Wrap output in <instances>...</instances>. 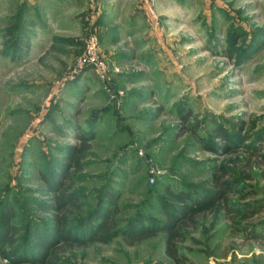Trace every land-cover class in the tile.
I'll return each mask as SVG.
<instances>
[{"label":"rangeland","instance_id":"1","mask_svg":"<svg viewBox=\"0 0 264 264\" xmlns=\"http://www.w3.org/2000/svg\"><path fill=\"white\" fill-rule=\"evenodd\" d=\"M159 1L139 5L137 30L107 22L102 0H0V230H15L0 264H47L36 235L71 209L45 180L59 172L79 210L55 264H175L165 205L184 264H264V0ZM92 32L97 57L80 67ZM84 136L76 171L64 159ZM170 192L200 202H185L191 219ZM110 211L153 234L100 243L88 230Z\"/></svg>","mask_w":264,"mask_h":264},{"label":"trees","instance_id":"2","mask_svg":"<svg viewBox=\"0 0 264 264\" xmlns=\"http://www.w3.org/2000/svg\"><path fill=\"white\" fill-rule=\"evenodd\" d=\"M26 36L23 35L20 41L21 46H26V48H29L28 44H25ZM216 136H221L224 138H227V133L224 129L221 127L217 128L216 130ZM226 150L229 151L228 147ZM90 150V145L87 143V137L82 138V144L79 146H72L68 149V152L65 156V162L63 165H68L71 168L75 169L76 171H80L83 167V160L86 158L87 152ZM64 167V166H62ZM62 169V168H61ZM62 173L55 174L52 178H46V183L48 184L50 189H58L59 195L53 196L52 199L54 200L56 207L59 210H62L66 205H70V213H73L75 211L79 210L78 205V199L75 195H72L70 193H67L65 191H62L63 183L60 182V178H63L60 176ZM216 185L221 187L222 192L221 194L226 191L224 190H231V187L228 186L229 183L226 182H220L216 179L215 181ZM171 196L177 200L178 203H181L179 208L177 210V213L182 216L183 218H192L195 213L197 212V209L192 208L189 209L188 205H185V202L192 201L195 204H199L200 202H197L195 198H192L190 195L184 193V192H170ZM111 198L109 201L111 204L114 205V198L113 196L109 195ZM215 199V198H214ZM212 199V197H207L204 201H209L210 204L215 202V200ZM204 203V202H203ZM45 210H50L48 205L43 206ZM167 214L169 218L171 219V223L166 225L163 230L167 232V244H166V254L173 260L175 264H184L185 259L183 256H181L178 253L177 247L175 245V240L178 236H180V233L174 229L176 221H178L177 217L175 215H172L169 210H167V205H165ZM112 211L106 212V213H100L97 215L96 221L98 223L95 226H92L93 228L89 229L90 234L93 235V237L98 240L100 243L107 244L110 243L113 238L124 235L127 238H130L131 242H135L137 240H140L144 236H151L153 234V230L149 229V227H144L142 225V221L140 220V224L132 223L130 225L129 229H117V222L115 221L114 217L111 214ZM69 214L64 213V215H61L59 213H56L54 218L56 220L57 226L50 232L46 233H38L36 235L35 241L37 244V251L41 256L44 258L45 253L47 251H50V258H48L47 264H55L56 257L58 256V251L60 250V244H65L67 241H71L72 237L70 233L66 230V224H67V217ZM180 218V217H179ZM140 225V226H139ZM91 227V226H89ZM116 229V230H115ZM11 230L10 236L12 234H15V230L11 229L8 226L7 219L4 222L3 230H0V239L3 241H6L10 244V246L13 245V239L12 237H6L5 232ZM87 231V232H88ZM54 257V258H53ZM43 258L40 260L43 261Z\"/></svg>","mask_w":264,"mask_h":264},{"label":"crops","instance_id":"3","mask_svg":"<svg viewBox=\"0 0 264 264\" xmlns=\"http://www.w3.org/2000/svg\"><path fill=\"white\" fill-rule=\"evenodd\" d=\"M143 0H102L103 7L106 11V20L110 22L111 20H122L124 21L122 25L125 27L127 20L129 22L128 26L134 25L137 30L140 28L141 19L139 18V5L146 7ZM160 1L158 0V5Z\"/></svg>","mask_w":264,"mask_h":264},{"label":"built area","instance_id":"4","mask_svg":"<svg viewBox=\"0 0 264 264\" xmlns=\"http://www.w3.org/2000/svg\"><path fill=\"white\" fill-rule=\"evenodd\" d=\"M150 8H156L158 0H143ZM98 37L95 33H90L87 38V44L84 53L78 58L77 65L82 67L85 63H92L97 57ZM97 65V64H95ZM99 68H101L98 65Z\"/></svg>","mask_w":264,"mask_h":264}]
</instances>
